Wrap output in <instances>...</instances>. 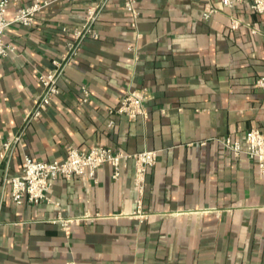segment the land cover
I'll use <instances>...</instances> for the list:
<instances>
[{"label": "crops", "instance_id": "obj_1", "mask_svg": "<svg viewBox=\"0 0 264 264\" xmlns=\"http://www.w3.org/2000/svg\"><path fill=\"white\" fill-rule=\"evenodd\" d=\"M98 1L57 0L32 26L13 24L5 36L0 264H264V179L255 161L226 145L230 139L245 150L248 131L264 133V90L256 87L264 77L263 18L247 0L232 31L234 13L219 0H137L134 23L123 0H112L95 26L98 38L83 43L59 81V95L27 122L42 94L40 76ZM33 2L8 0V19ZM133 90L146 92L145 119L115 113ZM72 147L156 151L141 214L133 161L119 179L104 164L94 179L57 180L48 201H12L3 180L21 174L25 157L63 161ZM62 219L79 222L67 234Z\"/></svg>", "mask_w": 264, "mask_h": 264}, {"label": "built area", "instance_id": "obj_2", "mask_svg": "<svg viewBox=\"0 0 264 264\" xmlns=\"http://www.w3.org/2000/svg\"><path fill=\"white\" fill-rule=\"evenodd\" d=\"M27 7L17 10L15 17L9 20L7 17L8 0H0V56H6L11 51L5 43V36L11 25L17 24L30 27L34 24L36 16L43 10L52 6L57 0H34ZM112 0H99L86 9L84 22L81 28L74 32V42L69 44L67 52L57 60L53 61V67L40 76L42 87L41 96L35 101L33 109L27 115V122L38 120L43 116V112L59 95V81L63 77L67 68L70 67L80 53L83 43L89 38H98L95 26L103 12L106 11ZM247 0H219L220 4L236 12ZM137 0H123L125 13L136 23L140 13L137 8ZM250 7L253 12L260 15L264 20V0H250ZM217 13V9L211 8L205 13V19H209ZM242 19L234 13L232 16L231 30H237L242 25ZM134 26H136L134 24ZM258 32L253 30V33ZM256 87L264 90V77L256 81ZM87 96V92H85ZM146 92L144 90H133L125 95L120 101L115 113L127 117L131 121L139 117L144 119L148 116L146 107ZM112 126V124H110ZM21 135L14 141L4 144V149L9 150L19 142ZM246 148L242 149L239 143H232L230 139L226 140V145L231 148L236 155L245 153L250 159L255 161L258 175L264 179V133L258 129H252L245 136ZM67 158L63 161H39L31 157H25L22 165L21 174L18 176H5L3 180L4 189L10 190L12 201L16 205L26 203L38 205L48 201L49 192L54 183L59 179L71 180L74 178H96L99 168L104 164H110L113 167V178L119 179L121 168L128 161L134 162L135 177L134 183L139 194L138 214H141L143 199L146 191L147 174L151 167L156 164L157 152L144 151L137 154H126L112 148L94 147L90 151L84 152L77 148H70ZM0 202V211L2 208ZM90 217H84V220H90ZM62 229L67 234L72 224L78 223L77 219H62L58 221Z\"/></svg>", "mask_w": 264, "mask_h": 264}]
</instances>
